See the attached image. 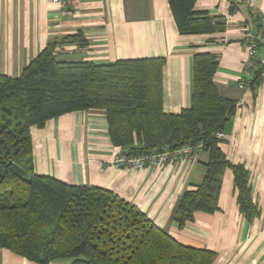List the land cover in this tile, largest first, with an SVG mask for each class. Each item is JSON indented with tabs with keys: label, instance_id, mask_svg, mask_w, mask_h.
Segmentation results:
<instances>
[{
	"label": "trees",
	"instance_id": "trees-1",
	"mask_svg": "<svg viewBox=\"0 0 264 264\" xmlns=\"http://www.w3.org/2000/svg\"><path fill=\"white\" fill-rule=\"evenodd\" d=\"M197 1L167 0L178 33L223 32L224 23L197 10ZM78 38L66 39L83 45ZM57 45L48 43L18 76L0 74V250L36 264L61 259L70 264H212L213 252L182 245L115 193L38 175L30 129L74 111L98 110L105 115L111 144L125 158L201 142L202 180L183 192L174 221L182 227L194 212H216L226 169L232 172L239 209L250 220L258 211L248 171L226 159L219 146L223 139L215 136L237 107L215 85L217 55H193L191 104L167 113L162 107L164 58L64 61ZM262 79L261 69H255L246 87L255 90Z\"/></svg>",
	"mask_w": 264,
	"mask_h": 264
},
{
	"label": "crops",
	"instance_id": "crops-1",
	"mask_svg": "<svg viewBox=\"0 0 264 264\" xmlns=\"http://www.w3.org/2000/svg\"><path fill=\"white\" fill-rule=\"evenodd\" d=\"M198 0L224 31L212 35H180L167 0H0V74L16 77L50 42L58 43L59 59L109 64L118 60L161 57L162 107L178 113L191 104L192 58L197 53L218 57L214 82L219 93L237 102L223 127L219 146L232 164L248 171L251 200L258 214L248 219L239 209L232 172L226 169L212 214L194 212L178 227V200L202 180L204 158L125 170L114 164L121 149L107 136L102 111H74L32 127L34 171L64 183L109 190L139 208L157 227L182 245L214 253L212 264H264V77L251 90L240 89L247 49L246 34L259 31L256 15L264 16V0ZM235 8H232L233 4ZM79 37L83 45L66 39ZM264 45L257 49V58ZM0 264H36L7 249ZM49 264H70L65 259Z\"/></svg>",
	"mask_w": 264,
	"mask_h": 264
},
{
	"label": "built area",
	"instance_id": "built-area-1",
	"mask_svg": "<svg viewBox=\"0 0 264 264\" xmlns=\"http://www.w3.org/2000/svg\"><path fill=\"white\" fill-rule=\"evenodd\" d=\"M67 0H50L51 4L62 5ZM248 5L249 1L245 0ZM259 31L256 35L246 34L244 36V44L247 49V57L245 60L242 76L238 87L240 89L246 88V82L253 78L255 69H261L262 76L264 77V54L261 58H257V49L260 45H264V16L257 14ZM216 138L224 139L223 132H217ZM203 155V146L201 142L194 145L175 148L172 150H163L153 152L140 157L125 158L120 154L115 158L114 164L117 167L125 170L137 169L141 170L146 166H158L162 164H174L188 158H200Z\"/></svg>",
	"mask_w": 264,
	"mask_h": 264
},
{
	"label": "rangeland",
	"instance_id": "rangeland-1",
	"mask_svg": "<svg viewBox=\"0 0 264 264\" xmlns=\"http://www.w3.org/2000/svg\"><path fill=\"white\" fill-rule=\"evenodd\" d=\"M159 166V165H158ZM66 260V262H71V260H69V259H65Z\"/></svg>",
	"mask_w": 264,
	"mask_h": 264
}]
</instances>
